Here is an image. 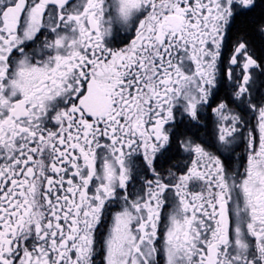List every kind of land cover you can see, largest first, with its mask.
Returning <instances> with one entry per match:
<instances>
[{"label":"snow or ice","instance_id":"snow-or-ice-1","mask_svg":"<svg viewBox=\"0 0 264 264\" xmlns=\"http://www.w3.org/2000/svg\"><path fill=\"white\" fill-rule=\"evenodd\" d=\"M0 264H264V0H0Z\"/></svg>","mask_w":264,"mask_h":264}]
</instances>
